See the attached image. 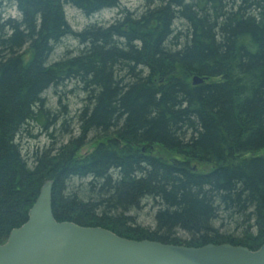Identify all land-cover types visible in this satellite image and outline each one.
Instances as JSON below:
<instances>
[{
	"label": "trees",
	"instance_id": "16d2710c",
	"mask_svg": "<svg viewBox=\"0 0 264 264\" xmlns=\"http://www.w3.org/2000/svg\"><path fill=\"white\" fill-rule=\"evenodd\" d=\"M6 2L18 18L0 24V244L47 180L57 221L186 247L264 243V0ZM64 6L116 18L75 32ZM69 36L82 48L50 62ZM71 81L85 94L77 137L29 164L21 136L53 123L43 95Z\"/></svg>",
	"mask_w": 264,
	"mask_h": 264
},
{
	"label": "water",
	"instance_id": "95a60500",
	"mask_svg": "<svg viewBox=\"0 0 264 264\" xmlns=\"http://www.w3.org/2000/svg\"><path fill=\"white\" fill-rule=\"evenodd\" d=\"M202 82L192 78L193 85ZM52 187V180L43 183L26 221L0 244V264H264V243L254 251L231 244L186 247L57 221Z\"/></svg>",
	"mask_w": 264,
	"mask_h": 264
},
{
	"label": "rangeland",
	"instance_id": "374dc122",
	"mask_svg": "<svg viewBox=\"0 0 264 264\" xmlns=\"http://www.w3.org/2000/svg\"><path fill=\"white\" fill-rule=\"evenodd\" d=\"M121 8L130 11L140 12L144 7V0H120ZM64 12L72 31H81L89 24L107 25L116 18V9L103 10L91 17L84 16L79 10L64 6ZM18 18L15 6L9 2L0 5V24L9 19ZM82 47L71 36L64 38L53 50L50 62L59 60L66 52L75 54ZM84 93L79 90V85L75 82H67L61 87L52 88L44 93L46 99V109L51 115H57L53 123L44 128L38 123H32L28 127V134H23L20 138L21 154L30 164L35 154L43 151L55 149L73 140L77 137V125L75 115L81 109L84 99ZM30 135V136H29ZM92 137L88 136L85 143L79 147V155H84L92 150ZM74 187H80L85 182L75 180ZM142 210L137 212L138 223L143 226H151L153 220V211L150 205L144 204Z\"/></svg>",
	"mask_w": 264,
	"mask_h": 264
}]
</instances>
